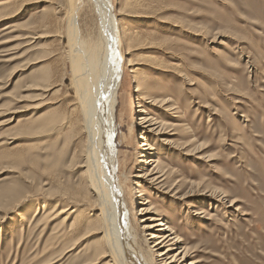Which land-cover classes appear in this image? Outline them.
Wrapping results in <instances>:
<instances>
[{
    "label": "rangeland",
    "instance_id": "1",
    "mask_svg": "<svg viewBox=\"0 0 264 264\" xmlns=\"http://www.w3.org/2000/svg\"><path fill=\"white\" fill-rule=\"evenodd\" d=\"M4 2L0 264H90L101 234L89 233L99 211L89 212L95 196L77 168L80 137L71 129L78 115L69 18L86 44L99 39L100 20L91 0ZM111 3L120 33L139 26L152 38L124 55L123 66L133 65L116 113L118 175L141 248L147 250L145 237L154 245L142 228L159 211L155 223L168 219L175 235L199 250L183 264H264V0ZM157 60L165 65L152 70ZM134 69L148 80L150 98L135 92ZM144 116L161 125L152 127L160 134L144 135ZM136 140L154 148L149 166L139 167ZM155 166L161 172L147 176ZM198 211L204 213L194 216ZM80 217L85 236L75 237L71 223Z\"/></svg>",
    "mask_w": 264,
    "mask_h": 264
},
{
    "label": "bare ground",
    "instance_id": "2",
    "mask_svg": "<svg viewBox=\"0 0 264 264\" xmlns=\"http://www.w3.org/2000/svg\"><path fill=\"white\" fill-rule=\"evenodd\" d=\"M91 2L95 6L101 26H99L100 29L98 31L99 39L96 42L86 44L77 39L74 18H69L71 19L70 34L73 38V57L75 61L74 68L72 69V85L75 88V100L73 102L75 109H73L77 110V114L75 115H78L76 117L77 120L74 121V127L71 129L74 128L76 135L81 138H79V148L77 147L81 161L77 168L83 170L82 176L86 182V186L95 196V204H93L94 206L89 212L95 214V211H99V214L96 216L97 219L95 218L98 221L96 222L97 226L94 229L91 228L93 231L89 233H92V235L95 233L101 234L100 244L93 254L90 264H100L104 260L103 264H183L199 250L196 247V249L188 247L185 241L180 240L181 238L175 235V231L173 232L170 228L168 219L155 223L159 219L156 217H160L159 211H156L154 216L148 219L150 224H145L142 228V232L146 234L145 236H149L150 240H154V245L149 247L145 237L143 245H145L147 250L144 251L141 248L140 241L138 242L136 238L137 232L134 231L133 224L129 221L127 215L123 186L120 183L118 175L120 166L115 151V139L117 131V106L119 99H121L119 91L123 84V75L126 67L133 65L132 63H128L126 66H123V58L124 55H128V51L135 45L134 43L152 38L146 28L139 26L128 27L124 30V33H120L116 19L117 14L113 9L111 0H91ZM3 4L6 3H0V6H3ZM125 46L127 49L123 52V47ZM164 65L163 62L157 60L151 63L150 68L154 70V68H162ZM134 70L131 72V82L135 85V92L138 93L139 97L150 98L151 88L148 80L141 77L139 69ZM166 103L163 101V104ZM140 124L145 131L144 135L147 133L153 134L154 132H156V135L160 134L159 130L156 131V128H152L158 123L151 118H145L144 116V118L140 119ZM175 127L180 128L182 124H177ZM159 128L157 127V129ZM144 138L147 139V136H144ZM135 143L139 158H141L138 163L139 167L149 166L150 152L154 148L147 142H138L136 140ZM155 170L156 166L146 173L147 176L161 172L156 173L154 172ZM136 176L137 178L142 177V175ZM163 176L164 174L154 177L152 181L156 182ZM134 185L138 187L136 183ZM134 191H136L135 188L129 192ZM146 202L143 204H147ZM76 207L78 206L74 205L75 210H71L70 215L77 212ZM67 211L69 209H64L60 213L62 214ZM145 212L149 213L148 211ZM203 213V211H198L194 213V216H201ZM83 218L85 219L86 217H82L80 220L75 219L71 223V231L75 234V237L83 235L85 232H82ZM88 224H91L90 221ZM91 229H88V231ZM78 244L74 243L72 248ZM177 249L179 250L176 251ZM175 251L176 253H174ZM202 262L201 260H197L189 262V264H199Z\"/></svg>",
    "mask_w": 264,
    "mask_h": 264
}]
</instances>
